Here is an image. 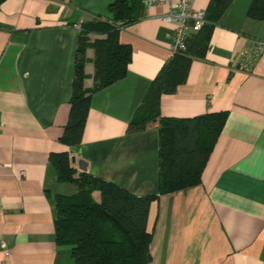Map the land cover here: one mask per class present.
I'll use <instances>...</instances> for the list:
<instances>
[{
  "label": "crops",
  "instance_id": "0c3cea01",
  "mask_svg": "<svg viewBox=\"0 0 264 264\" xmlns=\"http://www.w3.org/2000/svg\"><path fill=\"white\" fill-rule=\"evenodd\" d=\"M114 1L0 2V236L10 250L0 261L7 264H71L70 246L55 240V195L67 193L56 190L62 182L51 153L67 151L78 172L136 196L158 192L159 122L128 128L174 54L168 4L134 0L137 18L120 29V41L133 50L126 76L92 94L79 144L60 141L82 24L112 20ZM211 2L195 0L194 7L207 12ZM251 2H231L214 24L206 57L193 58L185 81L161 97L163 117L229 114L201 184L151 203L149 264H264V20L249 17ZM104 38L88 33L90 43ZM86 57L84 85L91 89L93 46ZM93 197L101 201L100 191Z\"/></svg>",
  "mask_w": 264,
  "mask_h": 264
},
{
  "label": "trees",
  "instance_id": "16d2710c",
  "mask_svg": "<svg viewBox=\"0 0 264 264\" xmlns=\"http://www.w3.org/2000/svg\"><path fill=\"white\" fill-rule=\"evenodd\" d=\"M233 0H212L206 12L207 22L187 39L185 50L174 53L153 80L139 107L142 114L130 122L128 131L144 130L159 122L160 152L158 192L136 196L126 189L78 172L66 152L51 153L50 164L59 182L74 184L71 194L55 195V240L68 245L73 264H149L152 259L148 229L151 203L161 195L201 184L203 171L226 123L228 111L207 112L193 118L163 117V94L174 93L185 81L193 58H205L215 22ZM1 2V0H0ZM137 2L115 0L110 4L112 20L82 24L72 84L69 120L60 141L69 146L82 140L91 108L92 94L126 76L132 60L131 45L120 41V29L133 22ZM248 15L264 20V0H252ZM106 34L93 43L88 33ZM95 49L94 85L87 89L86 50ZM100 191L101 201L93 197Z\"/></svg>",
  "mask_w": 264,
  "mask_h": 264
},
{
  "label": "built area",
  "instance_id": "2783aa9c",
  "mask_svg": "<svg viewBox=\"0 0 264 264\" xmlns=\"http://www.w3.org/2000/svg\"><path fill=\"white\" fill-rule=\"evenodd\" d=\"M143 5L152 6L168 4L169 11L164 15L166 22L175 23V33L173 36L171 49L173 53L185 50L187 39L193 31H198L207 22L206 11L194 7L195 0H140ZM262 46V45H261ZM4 252L10 256L9 246L6 240L0 236V257ZM7 264V261H0Z\"/></svg>",
  "mask_w": 264,
  "mask_h": 264
},
{
  "label": "rangeland",
  "instance_id": "374dc122",
  "mask_svg": "<svg viewBox=\"0 0 264 264\" xmlns=\"http://www.w3.org/2000/svg\"><path fill=\"white\" fill-rule=\"evenodd\" d=\"M75 186V185H74ZM76 187V186H75ZM72 189V186L70 184H67V183H60L59 186H58V189H56L57 191L59 192H64V193H67V194H71V193H74V191L71 190ZM73 263V260L71 258V264Z\"/></svg>",
  "mask_w": 264,
  "mask_h": 264
},
{
  "label": "water",
  "instance_id": "95a60500",
  "mask_svg": "<svg viewBox=\"0 0 264 264\" xmlns=\"http://www.w3.org/2000/svg\"><path fill=\"white\" fill-rule=\"evenodd\" d=\"M72 161L75 162L76 161V158L75 156L72 157Z\"/></svg>",
  "mask_w": 264,
  "mask_h": 264
}]
</instances>
